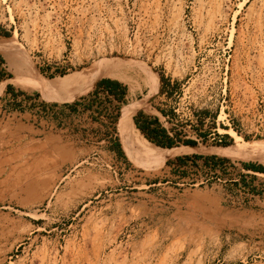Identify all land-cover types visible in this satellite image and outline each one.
<instances>
[{"label":"rangeland","instance_id":"obj_1","mask_svg":"<svg viewBox=\"0 0 264 264\" xmlns=\"http://www.w3.org/2000/svg\"><path fill=\"white\" fill-rule=\"evenodd\" d=\"M0 43V264H264V0H0Z\"/></svg>","mask_w":264,"mask_h":264},{"label":"bare ground","instance_id":"obj_2","mask_svg":"<svg viewBox=\"0 0 264 264\" xmlns=\"http://www.w3.org/2000/svg\"><path fill=\"white\" fill-rule=\"evenodd\" d=\"M11 48L12 47L10 44L0 43V50L4 53V55L6 56V58L9 61V63L12 66H14L17 70H20L22 72L23 68H22L21 64L19 63V60H17V58L14 55ZM120 63H122V62H119V63L108 62L105 64H100L98 66H94V68H93L94 73L93 74L91 73V76L82 75L79 78V77H76L74 75L75 77L71 76L72 78H69L66 80H63L60 78V79H58L54 82H50V83L38 82V81H35L34 83H35L36 87L40 90V92H42L44 95L52 96V95L61 94L63 91L64 92L67 91V89H68L67 87L73 88V86L78 84L84 77H91V78L96 77V78H98L97 76H103V77L108 76V77H112V78H120V79H122L121 81H123V80H125L126 76L122 77L119 74V72L122 68H125L126 65H123ZM128 75L130 76V74H128ZM148 76L149 77L146 78L145 83L147 82L148 84H150L149 87L152 90L154 84L156 83L157 77L155 75H151V74ZM129 79L127 80L128 83H129ZM133 82H134V80H133ZM132 84H134V83H132ZM132 88H133V86H132ZM133 91H135V90L133 89ZM135 104L136 103H134V104L131 103V104L125 106L124 111H123V123L121 126L122 136H123L124 140L126 141V143L128 144V146L133 151H135L137 153H140L143 155H148V156H154V157L155 156H162V155L171 153L172 152L171 150L157 147L156 145L152 144L151 142H149L147 139H145L141 135V133L139 132V130L137 129V127L135 126L134 121H133V115H134L136 109L140 106V105H135ZM259 148H261V150L264 151V145L262 147H259ZM164 158H166V157H164Z\"/></svg>","mask_w":264,"mask_h":264},{"label":"trees","instance_id":"obj_3","mask_svg":"<svg viewBox=\"0 0 264 264\" xmlns=\"http://www.w3.org/2000/svg\"><path fill=\"white\" fill-rule=\"evenodd\" d=\"M163 80V78H162ZM94 81V80H93ZM93 81H91V83H93ZM84 86L86 84V81L82 83ZM118 82L115 80H110V79H104L102 81H100L99 85H103L104 88L106 90H108L110 93L115 94V88L118 86ZM157 85V78H156V83H155V87ZM135 124L137 126V128L144 134V136L150 140L151 142H153L154 144L158 145L157 147L163 148V147H170L174 144V140L173 138H171L170 136L165 134V130L164 129H152L150 128V124L149 121L147 119H142V121H138V119L135 117L134 118ZM156 122V121H153ZM154 130H157L158 133H153ZM145 138V139H146ZM185 144H191L193 143V141L187 140L184 141ZM165 149V148H163ZM168 150H172V149H168ZM211 159H215L216 157L211 156ZM183 158H178V160H182ZM248 168L254 169V170H261V167H255L253 165H244Z\"/></svg>","mask_w":264,"mask_h":264}]
</instances>
